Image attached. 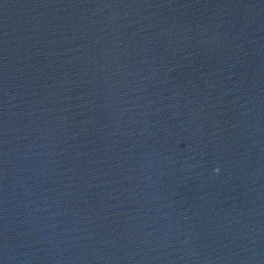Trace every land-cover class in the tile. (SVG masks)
Returning a JSON list of instances; mask_svg holds the SVG:
<instances>
[{
	"label": "water",
	"instance_id": "obj_1",
	"mask_svg": "<svg viewBox=\"0 0 264 264\" xmlns=\"http://www.w3.org/2000/svg\"><path fill=\"white\" fill-rule=\"evenodd\" d=\"M0 264H264V0H0Z\"/></svg>",
	"mask_w": 264,
	"mask_h": 264
},
{
	"label": "clouds",
	"instance_id": "obj_2",
	"mask_svg": "<svg viewBox=\"0 0 264 264\" xmlns=\"http://www.w3.org/2000/svg\"><path fill=\"white\" fill-rule=\"evenodd\" d=\"M216 171H219V169H216Z\"/></svg>",
	"mask_w": 264,
	"mask_h": 264
}]
</instances>
